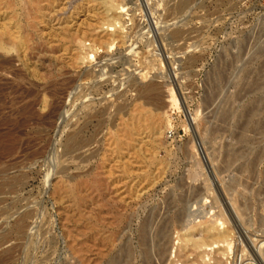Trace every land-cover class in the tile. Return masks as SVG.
<instances>
[{"label":"rangeland","instance_id":"374dc122","mask_svg":"<svg viewBox=\"0 0 264 264\" xmlns=\"http://www.w3.org/2000/svg\"><path fill=\"white\" fill-rule=\"evenodd\" d=\"M102 3L0 0V264H203L179 237L216 219L226 264H259L264 3L113 0L111 45Z\"/></svg>","mask_w":264,"mask_h":264},{"label":"bare ground","instance_id":"6f19581e","mask_svg":"<svg viewBox=\"0 0 264 264\" xmlns=\"http://www.w3.org/2000/svg\"><path fill=\"white\" fill-rule=\"evenodd\" d=\"M101 2H103L102 4H104L105 6V14H104V23L105 26L108 27H113V30L111 31H107V35H105V44L109 45L110 43H112L113 41H115L116 39H122L123 38V33L120 32L121 26H119V20H120V16L119 15H111L109 16L107 14V12L109 13V10H111L112 8L116 9L118 8L117 5H115V3L113 4V0H101ZM184 2L183 1H179L176 3V5L174 6V11L179 10L181 7H183ZM113 10V9H112ZM113 13V12H112ZM116 25L118 26L117 28ZM121 25V24H120ZM103 26V25H102ZM123 26V25H122ZM104 27V26H103ZM107 30V29H106ZM100 40V39H98ZM81 41V40H80ZM79 41V42H80ZM83 41H81V45L82 47H85V45H83L82 43ZM94 43V42H93ZM95 44V43H94ZM104 45V44H103ZM111 45V44H110ZM113 45V44H112ZM96 47V46H95ZM110 47V46H109ZM89 48L91 50H86L85 52H82V56L80 57L81 60L84 61V59H87L88 56L90 57V53L92 51H94V47L93 46H89ZM88 48V49H89ZM0 49H4L1 41H0ZM138 64V63H137ZM140 98L144 99L143 104L144 105H148L150 106V108L146 111H148L151 115H149L152 118V135L155 136V141L158 145H162L163 142L161 140V136L163 134V131L167 128V126L169 125L168 119L166 114L164 113V106L166 105V92L165 90L159 86L158 84H156L154 81L150 82L148 85H144L140 95ZM151 106H153L151 108ZM146 108V107H145ZM143 110V108H141ZM139 110V109H138ZM144 111V110H143ZM140 112V111H139ZM147 112V114H148ZM196 114V113H195ZM142 115V114H141ZM145 115L143 119H141V121H143L145 123ZM191 119H193L195 121V117L190 114ZM190 120V119H189ZM151 122V121H150ZM195 123V122H194ZM146 124V123H145ZM256 164V163H255ZM228 188V186H227ZM204 190V189H203ZM202 190V191H203ZM201 194V193H200ZM195 202V201H194ZM198 206V205H197ZM200 208V207H199ZM208 211V210H207ZM206 211V212H207ZM203 213V212H202ZM199 215V214H198ZM203 215V214H202ZM218 215V214H217ZM195 216V215H194ZM223 216V215H222ZM222 216L220 215V218L222 219ZM243 217V216H242ZM216 218V217H215ZM218 218V217H217ZM209 222V221H208ZM215 222V221H214ZM205 223V222H204ZM210 223H213V221H211ZM217 223V219L216 222ZM214 223V224H215ZM201 224V223H200ZM200 224H196V225H200ZM203 224V222H202ZM207 224V222H206ZM214 224H209V225H205L201 230V233H203V236L196 240L193 239L192 237V233L188 230L187 233H185L184 235L180 236L179 239L181 240V242H184V244L191 245V247H193L194 249L199 248V247H205L204 250H201V255H203L202 257L206 258L207 260H204V262L206 264H221V263H227L228 258H230L228 255L229 252H231V246H232V240H233V234H232V229L229 225H226V222L224 220H221V223H217V226H215ZM204 225V224H203ZM196 229V228H195ZM199 229V228H198ZM197 229V230H198ZM187 230V229H186ZM184 233V232H183ZM260 241V240H259ZM258 239L256 241L259 242ZM262 242V241H261ZM260 242V245L256 246L258 248H256V251L259 255H261V260H259V264H264V244H262ZM218 245L217 247H214V245ZM222 244V245H220ZM185 245V246H188ZM183 246V245H182ZM255 246V247H256ZM189 247V246H188ZM203 247V248H204ZM210 247V249H206ZM244 249V248H243ZM187 250V249H185ZM192 250V249H191ZM180 251V250H179ZM193 251V250H192ZM200 255V256H201ZM161 256V255H160ZM199 256V255H198ZM242 256V255H241ZM236 258V257H235ZM258 258V256H257ZM232 259V258H231ZM245 259V258H244ZM172 260V259H171ZM236 260V259H235ZM233 259V263L235 264L236 262ZM237 261V260H236ZM185 262V261H184ZM241 262L242 259H241ZM240 262V263H241ZM203 263V264H205ZM223 263V264H224ZM231 264V262H229ZM239 263V262H238ZM237 264V263H236ZM244 264V263H243Z\"/></svg>","mask_w":264,"mask_h":264},{"label":"built area","instance_id":"2783aa9c","mask_svg":"<svg viewBox=\"0 0 264 264\" xmlns=\"http://www.w3.org/2000/svg\"><path fill=\"white\" fill-rule=\"evenodd\" d=\"M254 1H259V2L264 3V0H254ZM173 135H174V131H173V129H172V128H169V129L167 130V136H168L169 138H171Z\"/></svg>","mask_w":264,"mask_h":264}]
</instances>
